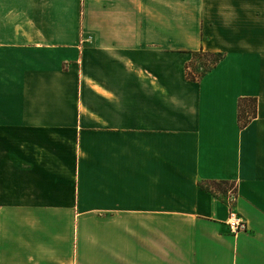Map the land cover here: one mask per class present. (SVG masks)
<instances>
[{"label":"crops","instance_id":"1","mask_svg":"<svg viewBox=\"0 0 264 264\" xmlns=\"http://www.w3.org/2000/svg\"><path fill=\"white\" fill-rule=\"evenodd\" d=\"M49 5L0 16V264H264V0Z\"/></svg>","mask_w":264,"mask_h":264},{"label":"trees","instance_id":"2","mask_svg":"<svg viewBox=\"0 0 264 264\" xmlns=\"http://www.w3.org/2000/svg\"><path fill=\"white\" fill-rule=\"evenodd\" d=\"M223 53H207L206 51L202 50L196 52L193 55V61L188 65V72L187 77L191 81H198L206 72L211 71L214 67L218 65V63L223 59ZM206 58L204 61L203 68L205 69L204 72L197 73L194 71V66L197 65V59ZM213 59L210 62V59ZM258 100L255 97H247V98H240L239 100V107H238V120L240 123V128L245 129L250 123L253 121L254 118L258 115ZM200 187L204 190L210 191L213 195L218 196L221 194L222 196L228 198L229 193L233 190V194L237 199L238 187L235 183L230 181H221V180H214L208 182H200Z\"/></svg>","mask_w":264,"mask_h":264},{"label":"rangeland","instance_id":"3","mask_svg":"<svg viewBox=\"0 0 264 264\" xmlns=\"http://www.w3.org/2000/svg\"><path fill=\"white\" fill-rule=\"evenodd\" d=\"M20 0H0V16L7 15L8 11L12 12L11 20L17 21L18 20V13H14V10L18 9ZM25 4L26 2L30 4L32 0H21ZM48 1V4H46ZM52 2V6L57 9V13L60 15V18L63 19L65 23H68L72 20L75 13L82 14V0H42L43 7L41 11L37 13V17L39 21L44 20L47 16L50 15L49 3ZM11 32V31H10ZM204 61L206 58L197 59V65L194 66V71L197 73L204 72L205 69L203 68ZM213 59H210L212 62ZM218 197L221 198L224 202L228 203V198L218 194Z\"/></svg>","mask_w":264,"mask_h":264},{"label":"built area","instance_id":"4","mask_svg":"<svg viewBox=\"0 0 264 264\" xmlns=\"http://www.w3.org/2000/svg\"><path fill=\"white\" fill-rule=\"evenodd\" d=\"M228 199V204L230 205L231 210L229 212V219L227 224L230 231L237 234L243 231H247V229L249 228L248 222L236 211V197L233 194V190L230 191Z\"/></svg>","mask_w":264,"mask_h":264}]
</instances>
